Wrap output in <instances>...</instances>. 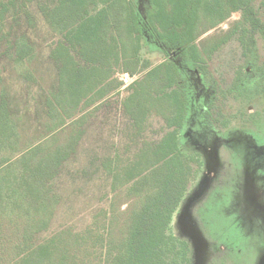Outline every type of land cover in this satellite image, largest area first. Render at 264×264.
<instances>
[{"label":"trees","instance_id":"16d2710c","mask_svg":"<svg viewBox=\"0 0 264 264\" xmlns=\"http://www.w3.org/2000/svg\"><path fill=\"white\" fill-rule=\"evenodd\" d=\"M136 1L0 0V264H73L82 253L98 264L192 263L189 242L171 230L198 171L195 154L181 148L187 88L173 60L151 66L142 58L144 24L164 47L203 65L202 34L235 12H257L253 0H149L144 22ZM39 17L51 34L45 41L54 40L49 52ZM251 19L239 29L261 22ZM145 69L125 102L132 128L157 109L169 130L101 163L114 194L102 230L98 219L77 235L44 237L63 200L59 178L88 131L86 109L121 89L117 73ZM125 192V209L114 211Z\"/></svg>","mask_w":264,"mask_h":264},{"label":"rangeland","instance_id":"374dc122","mask_svg":"<svg viewBox=\"0 0 264 264\" xmlns=\"http://www.w3.org/2000/svg\"><path fill=\"white\" fill-rule=\"evenodd\" d=\"M136 2L147 22L149 0ZM251 6L257 12L251 17L261 22L250 24L247 32L236 28L241 11L200 36L198 43L204 46L206 57L203 73H196L191 61H177L187 78L184 82L191 103L181 129V148L195 154L190 162L198 171L174 215L171 230L189 242L191 264H264V70L256 68L264 65V0H253ZM38 20L46 50L51 49L54 40L45 41L51 34L42 18ZM144 27L142 58L151 66L172 59L153 31ZM232 28L235 33L229 35ZM250 46L253 55L247 56ZM146 70L86 109L91 112L88 131L59 178L63 200L44 237L63 229L77 235L98 219L97 228L102 230L114 194L101 163L115 153L127 158L146 141L159 142L169 130L157 109L145 113L141 130L132 128V111L125 102L136 92L132 82L144 77ZM240 72L243 79L235 80ZM116 76L126 78L122 72ZM126 194L121 195L123 200L114 211L125 209ZM182 214L187 223H181ZM70 260L73 264H98L101 258H84L82 253ZM20 262L19 258L12 260V264Z\"/></svg>","mask_w":264,"mask_h":264},{"label":"flooded vegetation","instance_id":"af4514ba","mask_svg":"<svg viewBox=\"0 0 264 264\" xmlns=\"http://www.w3.org/2000/svg\"><path fill=\"white\" fill-rule=\"evenodd\" d=\"M242 11V10H241ZM241 11H239V12H241ZM235 13H237V12H235ZM235 13H233V14H235ZM233 14L228 18V19H226L227 21L233 16ZM252 18V19H251ZM254 20L255 18H253V17H251V16H245V15H243V12L241 13V16H240V18H238L236 21H238L240 24H241V26L243 25L242 23H244V20ZM225 20V21H226ZM225 21H223L222 23H224ZM235 21V22H236ZM221 23V24H222ZM248 25H250V23L248 24ZM236 28H237V30L239 29V26H238V24L236 25ZM234 30L235 29H233L232 28V30L229 32V35L231 34V35H233V32H234ZM240 30V29H239ZM240 31H242V30H240ZM242 32H244V31H242ZM245 32H247V31H245ZM235 33V32H234ZM239 33H241V32H239ZM241 42H243V40H240ZM166 48V47H165ZM215 48V47H214ZM217 48V47H216ZM254 47H252V46H250V48L248 49V53H247V56H250L251 54L253 55V49ZM167 49V48H166ZM206 49V48H205ZM169 52H170V54L172 55V59L171 60H173L176 64H177V61L179 60V61H185V62H188V61H191V62H193V60L192 59H187V58H185L184 57V55L182 54V51L181 50H169V49H167ZM204 54H205V52H204ZM204 57H205V55H204ZM205 59H206V57H205ZM251 62H254V61H251ZM205 63H206V60H205ZM178 65V64H177ZM179 66V65H178ZM201 66L202 65H196V73H197V71H198V73H203L204 72V68H205V66L203 67V68H201ZM256 68H258V69H262V70H264V65L262 66V67H259V65L256 67ZM241 77H242V73L240 72V75H236V78H235V80H238V81H240V79H241ZM242 79H243V77H242ZM184 80H185V82L187 83V78L186 77H184L183 76V78H182V83L183 84H185V82H184ZM188 87V85L186 84V88ZM187 91H188V89H187ZM187 91H186V97H187V100H188V110H187V113H186V119H187V116L189 115V110H190V99H189V94L187 93ZM215 93H218L217 91H215ZM216 95H218V94H216ZM219 96V95H218ZM216 97V96H215ZM205 108H207L206 106H205ZM185 119V120H186ZM184 126H185V123H184ZM264 260V259H263Z\"/></svg>","mask_w":264,"mask_h":264},{"label":"snow or ice","instance_id":"6c2138e0","mask_svg":"<svg viewBox=\"0 0 264 264\" xmlns=\"http://www.w3.org/2000/svg\"><path fill=\"white\" fill-rule=\"evenodd\" d=\"M195 179V178H194ZM177 211L179 212L180 209L178 208ZM181 223L184 224V223H187V217L185 215L182 214L181 216Z\"/></svg>","mask_w":264,"mask_h":264},{"label":"built area","instance_id":"2783aa9c","mask_svg":"<svg viewBox=\"0 0 264 264\" xmlns=\"http://www.w3.org/2000/svg\"><path fill=\"white\" fill-rule=\"evenodd\" d=\"M126 75V78H124V81L126 82V83H129V80H130V78L132 77L129 73H126L125 74Z\"/></svg>","mask_w":264,"mask_h":264}]
</instances>
